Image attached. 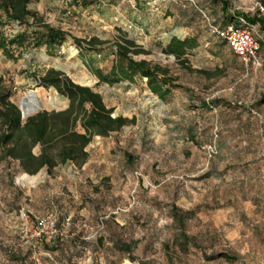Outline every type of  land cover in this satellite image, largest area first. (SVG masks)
I'll use <instances>...</instances> for the list:
<instances>
[{
  "label": "rangeland",
  "instance_id": "obj_1",
  "mask_svg": "<svg viewBox=\"0 0 264 264\" xmlns=\"http://www.w3.org/2000/svg\"><path fill=\"white\" fill-rule=\"evenodd\" d=\"M257 1L29 4L68 36L54 51L11 58L0 49V79L23 117L68 106L40 81L55 69L135 120L96 136L83 165L43 168L34 182L18 162L3 163L0 264H264V30L255 24L262 65L252 67L210 27L256 16ZM23 28L14 21L5 32ZM94 35L108 42L86 50L75 40ZM121 35L143 50L135 58L168 68L180 85L163 99L146 78L99 82L95 69L110 71ZM175 36L198 44L179 59L168 52Z\"/></svg>",
  "mask_w": 264,
  "mask_h": 264
},
{
  "label": "trees",
  "instance_id": "obj_2",
  "mask_svg": "<svg viewBox=\"0 0 264 264\" xmlns=\"http://www.w3.org/2000/svg\"><path fill=\"white\" fill-rule=\"evenodd\" d=\"M32 1L35 0H0V49L7 57L15 58L24 51L44 45L49 51H54L67 41V31L47 22L39 12L29 9ZM96 2L97 0H74L77 6L83 8ZM241 15L252 23L261 22L264 30V19L257 15L234 14L224 20V24L238 22ZM14 21L25 28L8 35L5 27ZM75 40L86 50L108 42L95 35ZM197 44L196 37L182 39L175 36L168 46V52L180 59ZM115 45V58L110 71L105 73L102 69H95L99 82H133L137 77L146 78L151 91L163 99L173 87L180 85L168 68L152 64L146 59L135 58L143 50L132 39L121 35L115 40ZM40 81L43 85H54L67 96L69 104L59 110L42 109L24 118L20 106L11 99V89L0 79V167L4 162H18L23 172L31 174L24 176L29 182H34L37 175L33 174L43 168L52 172L69 162L83 165L90 155L87 148L96 136H108L135 120L134 117L115 115V107L106 103L100 91L74 81L62 71L49 70ZM220 256L230 257L227 253H220Z\"/></svg>",
  "mask_w": 264,
  "mask_h": 264
},
{
  "label": "built area",
  "instance_id": "obj_3",
  "mask_svg": "<svg viewBox=\"0 0 264 264\" xmlns=\"http://www.w3.org/2000/svg\"><path fill=\"white\" fill-rule=\"evenodd\" d=\"M255 14L264 19V0L256 2ZM238 22H229L224 25L210 24L211 31L219 38L226 41L228 46L247 66L260 67L261 40L255 36L256 23L248 21L245 16H239Z\"/></svg>",
  "mask_w": 264,
  "mask_h": 264
},
{
  "label": "bare ground",
  "instance_id": "obj_4",
  "mask_svg": "<svg viewBox=\"0 0 264 264\" xmlns=\"http://www.w3.org/2000/svg\"><path fill=\"white\" fill-rule=\"evenodd\" d=\"M28 176H30L29 174H27ZM35 180V179H34Z\"/></svg>",
  "mask_w": 264,
  "mask_h": 264
}]
</instances>
